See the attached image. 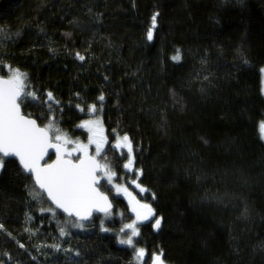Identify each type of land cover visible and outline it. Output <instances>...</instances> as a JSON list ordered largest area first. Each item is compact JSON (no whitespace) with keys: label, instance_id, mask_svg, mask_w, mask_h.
<instances>
[{"label":"trees","instance_id":"1","mask_svg":"<svg viewBox=\"0 0 264 264\" xmlns=\"http://www.w3.org/2000/svg\"><path fill=\"white\" fill-rule=\"evenodd\" d=\"M7 66L36 91L21 110L40 126L50 118L49 91L69 139L85 143L79 125L100 117L102 158L118 176L124 158L115 136L129 135L131 175L142 170L137 184L156 214L134 238L147 264L153 252L166 264H264V0H0V77L11 74ZM5 160L0 264H137L116 238L131 215L105 183L121 220L106 221L105 233L97 216L95 226L61 237L66 216L41 213L46 199L32 201L31 178ZM157 217L160 230L151 227Z\"/></svg>","mask_w":264,"mask_h":264},{"label":"snow or ice","instance_id":"2","mask_svg":"<svg viewBox=\"0 0 264 264\" xmlns=\"http://www.w3.org/2000/svg\"><path fill=\"white\" fill-rule=\"evenodd\" d=\"M152 22L155 27L156 16H153ZM152 38V30L149 29L147 39L152 40ZM76 58L80 61L85 60V57L79 53H76ZM177 58L173 57V59ZM245 63H247L246 60ZM7 67L11 73L9 77L6 79L0 77V172L4 171L7 163L12 162L6 161V157H15L18 160L20 168L34 181V185L28 189V195L32 201L43 205L46 194L47 202H50L47 208L40 207L41 213L48 212L54 219L58 218L61 211L66 214V219L58 223L61 237L70 234L69 228L84 229L95 226V221L100 219L94 216L95 213H102L105 219L109 217L112 202L109 195L101 190V179L106 178L107 183L115 189L117 194L122 192L128 197L129 206L136 217L132 223L122 225L119 231L124 235L118 234L116 238L120 244L133 249L135 259L139 264H147L144 259L148 256L146 248L137 247L138 241L134 239L141 235L137 221H147L156 214L150 204L136 199L123 185L113 183L116 172L113 171L106 156L103 162L98 159L104 145L108 143L102 122L99 119H87L79 125L87 129L89 133L87 144L69 139L57 126L52 107L53 104L59 102L55 101L53 93L49 91L45 103L48 104L50 118L47 124L40 126L37 119L25 116L21 110V105L26 104L29 97L32 100L38 99L36 91L28 90L26 74L19 69H12L11 66ZM77 96L79 97V93ZM97 99L102 110L105 95L101 93ZM76 106L81 112L85 111V108L80 107L79 100ZM87 111L96 113L97 104L95 102L89 104ZM261 129L264 130V124L261 125ZM92 145H95V154H90L89 150ZM113 147L118 150L127 149V155L124 156L127 162L123 164V167L131 170L134 163V149L129 135H116ZM50 149L54 150L55 159L51 160L49 157L51 162H48L45 157L48 156ZM101 173L103 177L99 175ZM140 175H142V170H137V178ZM136 187L141 193L148 191L141 184H136ZM152 198L156 199L155 193L152 194ZM105 219H100L99 229L107 233L111 229L105 226ZM85 222H88L87 225ZM161 222L162 218L157 217L151 227L160 230ZM0 230H4L3 224H0ZM25 231L28 229L26 228ZM8 235L11 236V233ZM17 243L19 248L25 249L24 243L18 241ZM51 247L56 248L57 251L60 250L59 245H51ZM66 251L72 250L69 248ZM75 255L79 257L81 253L77 251ZM162 257V252H153L151 264H164ZM74 264H79V262H74Z\"/></svg>","mask_w":264,"mask_h":264},{"label":"rangeland","instance_id":"3","mask_svg":"<svg viewBox=\"0 0 264 264\" xmlns=\"http://www.w3.org/2000/svg\"><path fill=\"white\" fill-rule=\"evenodd\" d=\"M261 73H262V93H263V96H264V71L261 70ZM88 119H99L101 121V118L100 117H90ZM262 124H264V123H262ZM261 125H260V133H261V137H262V139L264 141V130L261 129ZM81 129H83L87 133V135L89 136V133H88L87 129H84V128H81ZM103 129H104V127H103ZM104 135H105V131H104ZM87 143H88V139L85 142V144H87ZM114 144H115V142H114ZM106 146H107V144L104 145V148H103V150L101 152V156L98 157V159H101V162H103L102 161L103 160L102 154H103V151L106 148ZM69 147H72V145H69ZM89 151H90V154H95V145L90 146V150ZM119 151L122 153L123 158H124V156L127 155V149L126 148L125 149H122V150H119ZM74 155H76V153H74ZM126 162L127 161L124 159L123 164L126 163ZM122 169H123L124 174L121 175V176L116 175L114 177V179H113V183H119V184L122 183L121 185L124 184L123 186L126 187L128 189V191L136 199L140 200L142 203H147L146 202L147 200L145 199V197H146L145 192L144 193H141L140 190H139V188L136 189V186L135 185L137 184V176L131 175L132 172L134 171V163H133V166H132V169L131 170L125 169L123 167V165H122ZM100 175L103 177V174L102 173ZM101 181L103 183H105V187L106 188L112 190V191L110 190L112 197L119 200V203L122 204V206L127 210V212L125 211V213L131 215V222H128V223H132L136 219V217H135V214L131 211V208H130L129 203H128V197L124 193H122V192L119 193V194H117L116 191H115V189L112 188V186L107 183V179L106 178H102ZM121 181H123V182H121ZM124 181H127V182H124ZM133 181H135V183H133ZM134 188L136 189V192H135V189ZM101 217H102L101 219H105L104 216H101ZM121 218H122V212H121L120 209L117 208L116 211L110 212V215H109L108 218L105 219V222L106 221L107 222L108 221L111 222V221H114V220H117V222H118V221L121 220ZM143 222H146V221H137V225H139V224H141ZM87 223L88 222H85L86 225H87ZM124 224H127V223H124ZM89 227H86V228H89ZM78 230H83V229H78ZM144 259L146 260V257ZM150 260H151V256L149 257V261ZM135 261H136L137 264H139V262L137 260H135Z\"/></svg>","mask_w":264,"mask_h":264},{"label":"water","instance_id":"4","mask_svg":"<svg viewBox=\"0 0 264 264\" xmlns=\"http://www.w3.org/2000/svg\"><path fill=\"white\" fill-rule=\"evenodd\" d=\"M6 79V78H5ZM51 156H53V158H52V160H54L55 159V152H54V150H52V149H50L49 150V154H48V156H46L45 157V160H47L48 162H51V161H49V157H51ZM5 159H9V160H14L16 163H17V165L19 166V162H18V160L15 158V157H6ZM19 168H20V166H19ZM21 169V168H20ZM22 170V169H21ZM23 171V170H22ZM24 172V171H23ZM25 173V172H24ZM27 176H29L27 173H25ZM100 175V174H99ZM30 177V176H29ZM32 180V179H31ZM32 182H33V185H34V181L32 180ZM45 199H46V194H45ZM109 199H110V197H109ZM111 200V199H110ZM46 201H47V199H46ZM112 202V201H111ZM48 204L50 205V202H48ZM52 207H54V206H52ZM114 209V205H113V202H112V209H111V211L110 212H112V210ZM60 214H62V215H64V216H66V214H63L62 213V211L61 212H59ZM94 216H103V214L102 213H95L94 214ZM148 264H151V260L149 261V263ZM164 264H166L165 262H164Z\"/></svg>","mask_w":264,"mask_h":264},{"label":"flooded vegetation","instance_id":"5","mask_svg":"<svg viewBox=\"0 0 264 264\" xmlns=\"http://www.w3.org/2000/svg\"><path fill=\"white\" fill-rule=\"evenodd\" d=\"M121 176V175H120ZM121 182H123V181H121ZM124 182H127V181H124ZM103 182L101 181V184H102ZM122 184V183H121ZM124 185V184H123ZM136 186V185H135ZM135 189V188H134ZM136 189H137V187H136ZM136 189H135V192H136ZM111 201L113 202V199H111Z\"/></svg>","mask_w":264,"mask_h":264}]
</instances>
